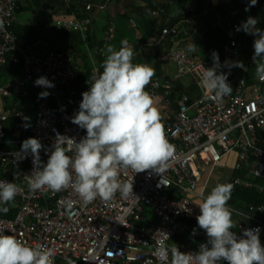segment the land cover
I'll return each instance as SVG.
<instances>
[{"label":"built area","instance_id":"2783aa9c","mask_svg":"<svg viewBox=\"0 0 264 264\" xmlns=\"http://www.w3.org/2000/svg\"><path fill=\"white\" fill-rule=\"evenodd\" d=\"M15 10V0H0V70L6 71L10 64V72H14L21 66L14 83L0 85V181L14 182L23 190L15 197L20 207L0 203L2 208L11 205L15 212L12 218L0 213V234L15 235L30 246L52 248L54 264H171V248L192 252L189 244L181 245L176 239L198 223L199 205L214 188L215 173L252 172L255 181H264V81L257 77L255 85H248L251 65L233 67L226 72L232 94L222 102L214 101L202 84L208 64L188 50L194 43L179 44L161 60L176 63L179 76L190 75L201 91L199 96L174 93L170 87L163 90L167 87L163 81L151 80L146 87L154 100L162 96L164 103L173 107L171 120L163 123L176 151L162 174L122 170L120 179L132 183L134 192L127 197L117 192L110 201L97 198L85 203L71 187L57 193L29 191L25 175L33 172L34 158L30 151H21L27 138L8 139L6 131V123L25 114L27 106L20 108L17 98L31 91L50 93L38 101L31 137L41 141L40 157L46 165L58 136L79 143L87 135L86 129L72 120L80 110L82 94L93 83V70H98L97 74L103 71V47L95 46L88 32L92 20L81 17L58 19L52 25L56 33L85 32L82 46L79 41L73 48H60L45 36L25 46L11 31L17 20ZM192 13L195 15L194 9ZM242 19H235L229 32L230 57L235 63L241 60L237 29ZM181 28L180 23L165 28L159 41L176 36ZM159 45L158 40L141 45L134 50L133 63H139L147 49ZM40 77L55 87L36 86ZM68 155L75 156L74 145ZM233 182L247 189L260 188L242 178L234 177ZM229 207L241 218L236 221L238 236L246 229L258 228L261 240L264 223ZM253 211L250 207L249 212ZM259 211L264 214V207ZM160 248L169 250L167 261L157 255Z\"/></svg>","mask_w":264,"mask_h":264},{"label":"clouds","instance_id":"9594fccd","mask_svg":"<svg viewBox=\"0 0 264 264\" xmlns=\"http://www.w3.org/2000/svg\"><path fill=\"white\" fill-rule=\"evenodd\" d=\"M256 4L257 0H250L249 8ZM257 22L249 17L237 31L258 37L254 41L253 61L256 76L264 81V63H257V58L264 57V31L256 28ZM121 45L119 50L111 45L107 47L102 73L93 70L90 90L82 94L80 110L72 122L86 129L85 138L77 143L67 136H58L46 165H42L40 157L41 141L37 138L23 141L21 151H30L34 158L33 172L25 175L29 191L47 189L57 193L71 187L85 203L97 198L110 201L117 192L123 197L134 192L132 183L120 179L122 170L131 169L137 174L147 170L158 174L165 171L176 149L167 138L154 98L146 91L156 69L148 63H133L134 50L127 39ZM196 46L189 45L188 50L194 52ZM212 55L214 66L204 68L202 84L213 94L211 99L219 103L233 89L228 74H217L218 53ZM232 66L243 68L240 62ZM35 85L55 87L46 77L38 78ZM48 95L41 92L39 98ZM73 145L74 157L68 155ZM234 187L233 183L217 184L207 195L199 205L201 214L196 217L199 228L207 234V243L201 244L197 252L184 253L178 247L171 248V264H264L259 229H246L242 237L232 231L236 224L228 202ZM22 190L14 182L0 181V203H14ZM8 211L7 207L0 208L4 214ZM168 252L160 248L157 255L167 261ZM54 256L52 248L30 246L15 235L0 234V264H54Z\"/></svg>","mask_w":264,"mask_h":264},{"label":"trees","instance_id":"16d2710c","mask_svg":"<svg viewBox=\"0 0 264 264\" xmlns=\"http://www.w3.org/2000/svg\"><path fill=\"white\" fill-rule=\"evenodd\" d=\"M104 3H100V2ZM113 0H71L68 2H62L60 0H15L16 3V15L17 20L12 25L11 31L17 34L21 40V42L27 46L35 43L38 39L43 36H48L54 32V27L52 25L53 20L62 17V19H69L73 17H81V18H90L93 21L97 20L100 22L101 17H99V11L101 8H105L106 10L111 6ZM207 4H210V0H200L196 7L194 8L196 13L195 15H199L201 17L202 7H205ZM250 0H236V11L234 13L235 19L243 18L238 22L239 27L247 21L249 17L255 18L258 20L256 28L264 31V0H257V4L249 8ZM216 13L217 16L209 23L207 27H205L202 32L203 35L197 37L194 43L197 45L195 54L197 58L204 60L207 64H214L213 60V52L218 53L220 65L226 62V59L230 57L231 50V41L229 32L234 25V21L229 18V14L227 13V7L229 6L228 0H221L216 3ZM187 8V4L185 5ZM249 8L248 11L245 9ZM193 9V8H191ZM193 13H180L176 18L167 19L164 18V14L160 13L158 17H155L152 21V25L146 29L148 34L143 35L140 39L143 40L144 43L150 44V41H157L160 38L162 31L165 28H169L180 23L183 27L187 26L191 21L188 18ZM196 17V16H195ZM219 19L224 20L225 25H217ZM107 24L102 28V32L108 31L111 28V25L108 23L110 20H107ZM188 20V22H187ZM114 31V30H113ZM94 39V44L97 47H103L105 43L108 42L107 38L105 40L100 39L99 35H102V32H97L93 29V26L89 27V31ZM85 32L82 31H72L67 34L70 41L73 43L79 42L82 40ZM112 34V32L110 33ZM128 37L127 35H122L119 40L115 41L119 46L121 45V41ZM257 36L246 34L244 31H237V43L240 50L241 60L240 63L251 65V76L248 82V85H255L257 82L256 76V64L253 61L254 56V41L257 39ZM138 38L134 39L135 44L132 43L131 46L137 47ZM55 45V43H52ZM139 47H137L138 49ZM102 60L105 58L102 56ZM257 63H264V57L257 58ZM21 75V66H17L14 72H6L4 70H0V85L4 83H14L18 77ZM86 74H82V79ZM173 81L171 83L173 85L174 93L184 92L183 86L176 80L171 79ZM175 83H178L177 85ZM197 85V84H196ZM198 86V85H197ZM169 88L168 86L163 88L165 90ZM40 92L31 91L26 97L17 98L19 100L20 108L23 109L22 105L26 104L25 114L11 120L6 123V131L8 139H17V138H31L33 135V127L32 121L34 118V113L37 110V105L39 101ZM188 94V93H187ZM200 95V94H199ZM198 95V96H199ZM264 139V137H263ZM264 148V141L262 144ZM254 163V159L251 160V165ZM2 174V172H1ZM225 179L229 180V183H233V178H242L248 180L255 185H259L260 188L247 189L243 186L235 185L232 198L228 202V205L238 209L243 213H249L256 218L260 219L264 223V214H262L259 209L264 207V181L257 180L255 181L254 174L252 172H244L237 171L232 173L230 176H224ZM263 194H262V192ZM17 205L20 207L21 202L16 198L12 205ZM9 208L7 214L0 212L2 215L6 217H14V210L12 206H5ZM250 207L254 208L252 213L249 212ZM2 208V207H0ZM18 209V207H17ZM241 219L240 217L233 214V220L236 224V221ZM195 230V235H199L204 243H207L208 237L206 232L203 229H200L198 223H194L193 230L190 233L185 235H180L177 237L176 242L184 245L189 244L190 247L193 246L192 235ZM237 236L239 235L236 227L232 229ZM261 243L264 244V232L261 239ZM221 264H227V262H221Z\"/></svg>","mask_w":264,"mask_h":264},{"label":"crops","instance_id":"0c3cea01","mask_svg":"<svg viewBox=\"0 0 264 264\" xmlns=\"http://www.w3.org/2000/svg\"><path fill=\"white\" fill-rule=\"evenodd\" d=\"M199 1L200 0H113L111 6L107 10L105 8H101L99 11V17H101L100 22L95 20L92 23L93 29L97 32H102V28L107 24L105 19L110 20L108 23L111 25V28L108 31L104 30L102 32L104 34L103 39L105 40V38H107L108 40L102 48V56L106 58V49L109 45L113 46L116 50H119L121 46L118 45L115 38L116 40H119L121 33L127 35L130 45H132V43L135 44V41L133 40L136 38H138L137 47L147 44L140 38L143 35L148 34L146 29L152 25V21L155 17H158L160 13H163L164 18L171 19L176 18L180 15V13H192L191 8L194 9ZM219 1L221 0H210V4L202 7L200 12L201 17H195V15L191 14L188 18V20H191L189 24L187 26L183 25L181 31L176 36L166 41L158 40L160 45L157 48L146 50L144 56L141 57L139 64L148 63L156 69L152 81H163L166 86L173 88V85L171 84L173 81L170 80L176 79L183 86L184 91L189 95L195 97L201 93L199 87L195 83V80L190 75H178L179 69L176 63L163 62L161 59L169 50L177 47L179 44H194L197 36L217 16L215 5ZM228 1L229 6L227 7V13L229 14V18L234 21V13L236 11V4H234V1L236 0ZM100 3L104 2L102 1ZM186 4L187 8H185ZM58 19H62V17L55 20ZM55 20H53V22ZM216 24L220 26L225 25L223 19H219ZM135 26H138L139 28L135 30ZM111 32L112 34H110ZM53 34L60 35V39L56 37L54 40H51L50 36ZM62 35L64 36V39L61 38ZM46 37L55 43L56 46H58V42L62 39L64 43H68L65 47H74V43L70 41L67 34L56 33L54 31ZM150 42L153 43L157 41L153 40ZM132 47L133 50L137 49V47ZM60 48H64V46ZM234 63V60H232L231 57H228L226 62L221 64L217 69V74L219 75L221 72L226 73L230 71L233 68L232 65ZM213 66L214 64L212 63L208 64V68H212ZM175 84L177 85L178 83ZM154 106L159 110L163 121L171 120L173 107L172 105L165 104L162 96L158 98V100L154 103ZM226 180L229 182L228 179ZM191 239L193 242V246L190 247L191 251L197 252L199 250V246L204 244V240L199 235L195 234L192 235Z\"/></svg>","mask_w":264,"mask_h":264},{"label":"rangeland","instance_id":"374dc122","mask_svg":"<svg viewBox=\"0 0 264 264\" xmlns=\"http://www.w3.org/2000/svg\"><path fill=\"white\" fill-rule=\"evenodd\" d=\"M139 27L137 26H135V30H137ZM122 35H124V33H122ZM203 35V32H201L197 37H200V36H202ZM56 37H58L59 39H60V35H56V34H53V35H51L50 36V39L51 40H54V38H56ZM103 37H104V34L102 33V35H99V38L100 39H103ZM61 38L62 39H64V36L62 35L61 36ZM60 40L59 42H58V46L59 47H65V46H67L68 45V43H64L63 42V40ZM56 42V41H55ZM57 43V42H56ZM12 69V71H13V66L12 65H7V67H6V72H9L10 70ZM11 71V72H12ZM158 100V98L157 99H155L154 100V102H156ZM192 113H195L194 111H192ZM191 113V114H192ZM227 175L228 176H230L231 175V173H227ZM226 175V176H227ZM227 176V177H228ZM214 180V187L217 185V184H222V183H229L226 179H225V177H224V175L222 174V173H215V178L213 179Z\"/></svg>","mask_w":264,"mask_h":264},{"label":"bare ground","instance_id":"6f19581e","mask_svg":"<svg viewBox=\"0 0 264 264\" xmlns=\"http://www.w3.org/2000/svg\"><path fill=\"white\" fill-rule=\"evenodd\" d=\"M79 45L82 46V45H83V41H80V42H79Z\"/></svg>","mask_w":264,"mask_h":264},{"label":"water","instance_id":"95a60500","mask_svg":"<svg viewBox=\"0 0 264 264\" xmlns=\"http://www.w3.org/2000/svg\"><path fill=\"white\" fill-rule=\"evenodd\" d=\"M234 4H236V1H234Z\"/></svg>","mask_w":264,"mask_h":264}]
</instances>
